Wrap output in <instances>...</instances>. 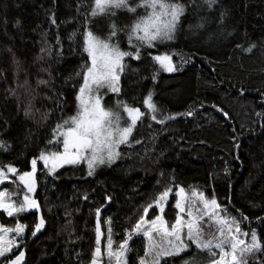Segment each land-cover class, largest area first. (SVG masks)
I'll use <instances>...</instances> for the list:
<instances>
[{
  "label": "trees",
  "instance_id": "16d2710c",
  "mask_svg": "<svg viewBox=\"0 0 264 264\" xmlns=\"http://www.w3.org/2000/svg\"><path fill=\"white\" fill-rule=\"evenodd\" d=\"M178 2L186 10L175 39L143 49L141 59L124 60L128 67L117 99L146 113L131 143L120 146L115 164L92 175L85 164L63 167L54 175L40 165L34 195L40 214L30 209L8 218L0 211L3 225H25L18 248L7 258L23 250L25 264H90L95 209L100 208L102 263L110 264L104 254L105 221L111 223L115 249L143 207L175 185L215 196L230 215L247 217L241 221L244 228L255 229L264 241V0H216L211 8L204 0ZM80 3L0 0V141L6 148H0V168L15 167L13 179L31 171V160L41 150L60 149L48 143L52 129L77 110L82 77L76 74L87 54L81 51L82 36L73 42L68 34L84 30ZM162 54L171 56L175 71H163L152 59ZM41 79L47 83L38 84ZM149 90L172 119L158 123L148 117L143 98ZM171 211L176 212L174 206ZM41 218L44 226L33 236ZM129 246V264H136L137 252L144 254L142 238L133 236ZM190 255L191 250L182 253L173 264ZM261 259L264 254L257 253L248 264ZM0 264H6L5 257Z\"/></svg>",
  "mask_w": 264,
  "mask_h": 264
},
{
  "label": "snow or ice",
  "instance_id": "6c2138e0",
  "mask_svg": "<svg viewBox=\"0 0 264 264\" xmlns=\"http://www.w3.org/2000/svg\"><path fill=\"white\" fill-rule=\"evenodd\" d=\"M204 2L211 8L216 0ZM81 8L85 11L81 12ZM137 8H143L145 14L135 16V19L123 28L118 27L115 22L110 23L109 33L103 39L88 28L90 18L114 16V10L118 9L135 14ZM185 10V5L178 0H138L135 5L130 4L129 0H81L77 5V12L84 16V30L79 32L77 29L68 34V39L73 42L82 36L81 51L87 54L86 63L82 65L83 70L76 74L82 77V83L75 96L77 110L74 115L62 119L52 129V137L48 143L60 144L62 151L41 150L39 157L31 160V171L18 174L17 179L27 193L36 190L34 174L37 171V159L43 162L49 173L55 172L63 165H75L84 160L89 169L88 175H92L97 165L105 162L111 164L120 156L118 149L121 145L131 143L129 137L133 128L137 122L142 123V117L146 113L120 100H117L115 106H105L102 104V97L97 93L101 88H107L119 95L121 74L125 73L128 67L124 63L125 58L141 59L143 49L154 48L158 43L174 40ZM52 23H55L54 18ZM195 27H203V24H197ZM120 32L125 33L132 51L121 49L118 38ZM59 42L60 38L57 37V43ZM252 47L254 45L245 51H251ZM41 52H45V48H41ZM152 59L165 72L176 70L170 55H155ZM152 79H156L155 74ZM46 83L43 79L38 81V84ZM143 104L148 117L153 121L164 123L165 120L173 118L164 115L163 110L152 101L151 90L143 98ZM158 113L163 119H158ZM27 114L26 109L25 115ZM187 115L192 113L188 112ZM122 120L124 126H121ZM0 148H5L3 141H0ZM9 173L16 174L17 169L11 165L0 168V183L9 179ZM172 191V187L165 188L152 202L143 207V214L130 230L125 229V238L115 249L111 223L105 221L108 224V234L104 254L109 258L110 264H129L128 253L132 251L129 240L133 236L143 240L144 254L141 256L137 252L136 264H173L174 258L190 249L191 255L183 257L181 264H248L249 257L256 256L257 253L264 254V241L257 235L256 230L250 229L246 232L241 227V221L247 220V217L242 216L241 220H237L236 217L229 216L226 206L219 204L215 196L209 198L196 188L190 187L186 193L183 187L175 185V220H166L165 205ZM27 193L22 201L17 203L6 199V192L0 190V210L13 217L29 209L38 208L37 201ZM150 209L153 214L149 218ZM95 213L96 247L92 252L90 264H98L101 256L100 208H96ZM44 223L41 218L39 223L34 225L33 236L40 231ZM24 231L25 225L21 223H16L14 228L0 226V257H5L6 264H20L22 261L23 250H19L14 258H7L6 253H11L14 247L18 248L16 238ZM10 233L12 235H9ZM260 264H264V259H261Z\"/></svg>",
  "mask_w": 264,
  "mask_h": 264
},
{
  "label": "rangeland",
  "instance_id": "374dc122",
  "mask_svg": "<svg viewBox=\"0 0 264 264\" xmlns=\"http://www.w3.org/2000/svg\"><path fill=\"white\" fill-rule=\"evenodd\" d=\"M129 3L132 4V5H135L136 3H138V0H129ZM115 11V15H107V16H97L95 18H92L91 20V23H90V26H89V29L98 37L100 38H105L108 33H109V24L112 23V22H115V24L118 26V27H121L123 28L125 25H128L132 22V20L134 19L135 16H139V15H143L145 14L144 13V9L143 8H137V12L135 14H130L128 13L126 10H122V9H118V10H114ZM118 38H119V42H120V47L122 50H127V51H132L131 48H129V45L127 43V38H126V35L124 32H120L118 34ZM127 58V57H126ZM174 65V64H173ZM175 67V66H174ZM120 83H121V79L119 81V87H120ZM121 89V87H120ZM97 95L101 96L102 97V104L105 105V101H108V104L110 106H115L116 102H117V98H119L120 96V93L119 95L115 94V93H112L110 92L107 88H101L99 90V92L97 93ZM125 102V101H123ZM122 111V110H121ZM143 118V117H142ZM124 119L126 120L127 117H126V114L124 115ZM121 126H124V121L122 120L121 121ZM134 129V128H133ZM132 134V133H131ZM131 136V135H130ZM130 138V137H129ZM58 151H62V146L60 147V149ZM119 151V149H118ZM120 157V156H119ZM119 157L113 161L111 164L105 162L104 164H100V165H97L95 167V170H98L99 168L103 167V166H111L113 164H115ZM82 164H85L87 166V163L86 161L84 160H81L78 164H75V165H63L62 167L56 169L55 172L53 173H49L48 172V169L45 168L43 166V162L38 160L37 161V171L36 173L34 174L35 175V179H36V190H37V174H38V171H39V166L41 165L42 168L49 174V175H54L57 171H59L60 169H62L63 167H66V166H80ZM87 170L89 171L88 169V166H87ZM6 171V170H5ZM93 171V172H94ZM9 179L4 181L3 183H0V190H3L6 192V199H10L11 201H15L17 203H19L20 201H22L23 199V196L24 194L27 193V190L24 189L23 185L20 184L19 180L16 178V179H13V176L14 174H11L9 173ZM173 188V187H172ZM36 190L32 193H27L29 196H31L33 199H34V195H35V192ZM186 193L188 192V190H185ZM204 192V191H203ZM204 194L206 195V193L204 192ZM175 188H173V191L170 193L169 195V199H168V202L166 203L165 205V219L166 220H169L170 222H174L175 220V215H176V212H172L171 211V206H174L175 204ZM30 210V209H29ZM2 211V210H0ZM158 212V210H156ZM177 211V210H176ZM153 214V210L150 209L149 210V218L152 216ZM227 214L229 216H232L229 214V212L227 211ZM5 215L8 217V218H12V217H9L6 213ZM238 220V219H237ZM0 226H3V227H7V228H14V227H9L7 225H3L2 223H0ZM241 227L244 231L247 232V230L244 228L243 224L241 223ZM9 235H12L11 233ZM19 238H21V236L17 237V241L19 240ZM104 233L102 234V237H101V244L102 242L104 241ZM247 239V238H246ZM19 243V242H18ZM191 250V249H190ZM189 250V251H190ZM102 252V251H101ZM10 253H6V257L9 255ZM104 255L103 253H101V256L99 258V261H98V264H103L102 262V259H103ZM4 257H0V262L3 260Z\"/></svg>",
  "mask_w": 264,
  "mask_h": 264
},
{
  "label": "water",
  "instance_id": "95a60500",
  "mask_svg": "<svg viewBox=\"0 0 264 264\" xmlns=\"http://www.w3.org/2000/svg\"><path fill=\"white\" fill-rule=\"evenodd\" d=\"M36 200V199H35ZM38 204V203H37ZM31 210H33L34 212H38L39 214H40V208L38 207V208H34V209H31ZM102 211L103 210H100V217H99V221H100V226H101V216H102ZM24 252V257H23V259H22V261L20 262V264H25L26 263V258H27V256H26V252L25 251H23Z\"/></svg>",
  "mask_w": 264,
  "mask_h": 264
}]
</instances>
